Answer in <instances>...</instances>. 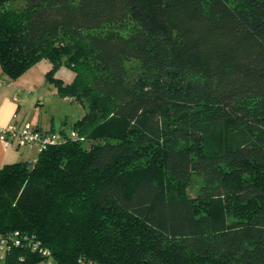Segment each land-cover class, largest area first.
Instances as JSON below:
<instances>
[{
	"label": "trees",
	"instance_id": "16d2710c",
	"mask_svg": "<svg viewBox=\"0 0 264 264\" xmlns=\"http://www.w3.org/2000/svg\"><path fill=\"white\" fill-rule=\"evenodd\" d=\"M40 59L83 113L0 167V233L49 250L2 264H264V0H0L3 73Z\"/></svg>",
	"mask_w": 264,
	"mask_h": 264
},
{
	"label": "crops",
	"instance_id": "0c3cea01",
	"mask_svg": "<svg viewBox=\"0 0 264 264\" xmlns=\"http://www.w3.org/2000/svg\"><path fill=\"white\" fill-rule=\"evenodd\" d=\"M40 62L41 63H38L39 65H36V63L29 67L22 75L15 79H11L5 75L0 66V127H4L15 121L28 120L26 105L31 104L27 103L29 96L30 94L42 93L43 90L41 87L44 86L42 84V76L43 74L45 75V72L51 67L50 62L46 59ZM45 82L44 76V83ZM64 82L68 81L64 80ZM50 92L52 94L56 93V91L52 89ZM37 98L41 99L39 96ZM64 99L67 100V98ZM76 119H78V117ZM30 122L34 124L32 121ZM34 125L56 130L53 122H48L44 125L42 122L38 121L35 122ZM57 129H66L65 119L62 120V124H60ZM33 146L36 145L18 146L12 139L3 140L0 138V167L6 163L27 161L29 158L30 160L35 159L36 157H33L31 154ZM3 259L4 254L0 252V264H2Z\"/></svg>",
	"mask_w": 264,
	"mask_h": 264
},
{
	"label": "rangeland",
	"instance_id": "374dc122",
	"mask_svg": "<svg viewBox=\"0 0 264 264\" xmlns=\"http://www.w3.org/2000/svg\"><path fill=\"white\" fill-rule=\"evenodd\" d=\"M43 59L38 60L35 64L39 65L40 61ZM34 65V64H33ZM44 74H43V85L41 89L43 90L42 93L34 94L29 96L28 102L31 103L30 105H26L27 108V118L28 120L32 121L34 124L35 122H42L44 125L48 122H53L54 127L58 130V126L62 124V120L65 119V126L66 131L68 133L73 132L70 129V124L78 117L82 115V108L81 106L74 100L64 99L63 97L59 96L56 93H51V89L56 91L55 86L52 83L45 82L44 83ZM56 76L62 78L65 81H70L73 72L67 66H61L56 71ZM46 81V80H45ZM40 97L41 99L37 98ZM26 103V102H24ZM82 142L88 147L89 142L85 139ZM16 143V142H15ZM31 154L33 157L37 156L38 148L37 146H33ZM30 160V158H29ZM200 180L196 177L192 178L191 183H189L186 187V194L190 197L196 196ZM38 264H45L44 262H40ZM50 264H53L50 262Z\"/></svg>",
	"mask_w": 264,
	"mask_h": 264
},
{
	"label": "built area",
	"instance_id": "2783aa9c",
	"mask_svg": "<svg viewBox=\"0 0 264 264\" xmlns=\"http://www.w3.org/2000/svg\"><path fill=\"white\" fill-rule=\"evenodd\" d=\"M67 137L74 139L77 136L74 132H70L67 135L66 133H57L48 128L34 125L28 120L15 121L0 127L1 139H12L18 146L36 145L38 150ZM13 246H28L31 250H37L43 256L49 255V250L42 247L39 241L34 240L31 236L20 234L17 231L8 234L0 233V252L4 254ZM44 263L50 264V261Z\"/></svg>",
	"mask_w": 264,
	"mask_h": 264
}]
</instances>
